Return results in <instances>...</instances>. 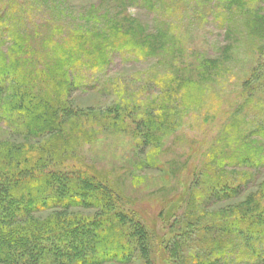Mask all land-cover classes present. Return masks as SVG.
<instances>
[{
  "label": "trees",
  "instance_id": "trees-1",
  "mask_svg": "<svg viewBox=\"0 0 264 264\" xmlns=\"http://www.w3.org/2000/svg\"><path fill=\"white\" fill-rule=\"evenodd\" d=\"M152 1L100 0L78 14L68 0H0V264H132L135 260L156 264L151 259L153 238L148 226L153 233L155 223L150 215L131 210V200L72 156L76 145L88 141L86 123L98 122L109 131L125 126V121L108 122L105 116H92V109L78 111L68 104L76 91L95 87L94 81L89 83L87 69L92 75L105 71L120 51L129 52L130 61L148 59L147 41L152 36L129 10L142 4L149 9L155 4ZM200 5L210 12L227 41L234 37V28L241 34L264 32V0H200ZM34 9L48 11L56 23L54 34L44 40L34 39L28 31L43 27H29ZM65 29L69 33L63 36ZM250 39L256 43L252 34ZM35 44L43 49L34 50ZM230 48L227 44L221 50L226 53ZM214 62H203L200 81H208L221 67L219 59ZM183 80L193 81L190 75ZM243 86L247 87L241 97L246 100L244 113L231 125V154L221 162L234 169L260 166L249 162L245 145L240 147V126L245 119L263 125L255 112L264 110V64L256 65ZM136 107L138 118L133 120L139 124L132 118L125 120L130 119L138 132L146 128V144L153 146L157 138L150 132L162 129L164 122L154 118L150 106ZM250 152L264 159V147ZM67 155V163L62 164ZM242 175L237 177L244 180ZM223 179L216 180L205 196L220 192L225 200L240 194L243 182ZM253 194L263 203L250 209L248 216L241 207L219 216L201 210L195 221H203V226L195 221L189 225L187 217L182 220L180 233L192 228L194 242L211 236L209 248L193 249L192 263L213 264L219 258L223 264L258 262L253 246L264 244V183ZM186 240L180 237L171 247L175 257L182 254ZM166 248L160 242L161 253L167 254ZM234 255L238 257H229Z\"/></svg>",
  "mask_w": 264,
  "mask_h": 264
},
{
  "label": "rangeland",
  "instance_id": "rangeland-1",
  "mask_svg": "<svg viewBox=\"0 0 264 264\" xmlns=\"http://www.w3.org/2000/svg\"><path fill=\"white\" fill-rule=\"evenodd\" d=\"M97 1L100 0H68L78 14L88 11ZM180 1L154 0V6L149 9L144 4L131 7L129 13L147 35L152 36L147 41L150 45L148 59L130 61L128 56H133L129 52L116 53L105 71L92 75L87 69L89 83L94 81L95 87L76 91L68 101L73 109H92V116L107 117L108 122L125 121V126L109 131L98 122L86 123L88 141L76 145L72 156L78 164L87 167L92 174L98 172L99 177L111 182L131 200V210L139 209L150 215L156 226L153 233L150 224L148 226L153 238L151 259L156 264H194L193 249L196 252L211 246L209 235L194 242L192 228L186 227L180 233L182 220L190 219L187 223L191 225L203 213L201 210L219 216L223 211L232 214L241 207L248 216L250 209L263 203L253 193L264 183V159L258 160L250 151L264 147V110L255 112L263 125L254 120L250 124L245 119L240 126L243 141L240 147L245 145L249 162L260 166L234 169L221 162L231 154V125L244 113L246 100L241 97L247 87L244 89L243 83L257 64L259 67L264 64V32L241 34L234 28V37L227 41L210 12L201 8L200 0ZM51 19L48 11L33 10L29 27L43 26L41 30L28 29L32 37L36 36L34 39L44 40L54 34L56 23ZM159 26L162 27L157 30ZM68 33L65 29L63 36ZM251 34L256 43L251 41ZM227 44L231 48L225 53L221 49ZM33 46L37 51L43 49L36 44ZM253 46L258 50L250 49ZM215 59L220 60L221 67L208 76V81H200L203 62L215 65ZM189 75L193 81H184ZM136 106H150L154 118L164 122L162 129L150 132L158 140L153 139V146L146 144V128L138 132L132 126L131 122L139 124L138 120H133L138 118ZM253 116L251 114V118ZM128 118H132L130 123V119L125 120ZM2 134L8 137V133ZM68 155L62 164L67 163ZM226 171L232 174L228 176ZM241 174L244 180L237 177ZM227 177L233 178L234 183L243 182L239 195L225 200L220 192L211 198L205 196L216 180L224 178L226 181ZM195 222L199 226L204 223ZM180 237L187 240L185 245L182 243V254L175 257L171 247L174 248ZM160 242L168 247L167 254L161 253ZM253 247L259 254L254 259H259L249 264H264V244ZM219 259L213 264L224 263L223 258ZM243 262H246L244 258ZM132 264L141 262L135 260Z\"/></svg>",
  "mask_w": 264,
  "mask_h": 264
}]
</instances>
